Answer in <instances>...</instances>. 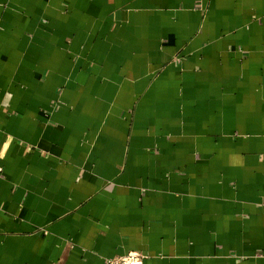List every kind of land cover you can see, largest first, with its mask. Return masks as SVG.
I'll return each instance as SVG.
<instances>
[{"label": "crops", "instance_id": "1", "mask_svg": "<svg viewBox=\"0 0 264 264\" xmlns=\"http://www.w3.org/2000/svg\"><path fill=\"white\" fill-rule=\"evenodd\" d=\"M0 264H264V0H0Z\"/></svg>", "mask_w": 264, "mask_h": 264}, {"label": "built area", "instance_id": "2", "mask_svg": "<svg viewBox=\"0 0 264 264\" xmlns=\"http://www.w3.org/2000/svg\"><path fill=\"white\" fill-rule=\"evenodd\" d=\"M0 169V173H1ZM147 256L138 252H131L124 256L107 260V264H144Z\"/></svg>", "mask_w": 264, "mask_h": 264}]
</instances>
